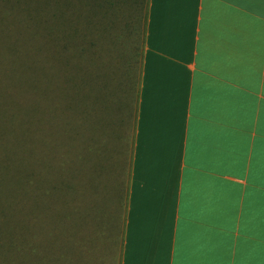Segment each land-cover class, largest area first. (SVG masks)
Here are the masks:
<instances>
[{
    "label": "crops",
    "instance_id": "crops-1",
    "mask_svg": "<svg viewBox=\"0 0 264 264\" xmlns=\"http://www.w3.org/2000/svg\"><path fill=\"white\" fill-rule=\"evenodd\" d=\"M142 25L98 157L107 258L264 264V0H145Z\"/></svg>",
    "mask_w": 264,
    "mask_h": 264
},
{
    "label": "rangeland",
    "instance_id": "rangeland-1",
    "mask_svg": "<svg viewBox=\"0 0 264 264\" xmlns=\"http://www.w3.org/2000/svg\"><path fill=\"white\" fill-rule=\"evenodd\" d=\"M144 17L145 0H0V264H115L98 157Z\"/></svg>",
    "mask_w": 264,
    "mask_h": 264
}]
</instances>
